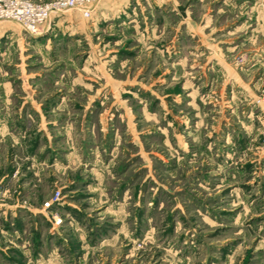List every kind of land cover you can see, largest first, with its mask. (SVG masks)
Masks as SVG:
<instances>
[{
    "label": "rangeland",
    "instance_id": "1",
    "mask_svg": "<svg viewBox=\"0 0 264 264\" xmlns=\"http://www.w3.org/2000/svg\"><path fill=\"white\" fill-rule=\"evenodd\" d=\"M187 3L0 57L7 104L75 149L35 207L11 187L0 264H264V6Z\"/></svg>",
    "mask_w": 264,
    "mask_h": 264
},
{
    "label": "crops",
    "instance_id": "2",
    "mask_svg": "<svg viewBox=\"0 0 264 264\" xmlns=\"http://www.w3.org/2000/svg\"><path fill=\"white\" fill-rule=\"evenodd\" d=\"M216 1L217 12H233L235 6L244 10L247 4L246 0ZM262 6L264 0H258L254 8L261 12ZM192 7L193 4L187 3V0H97L90 16L82 15L77 9L68 10V18H59L62 13H53L44 24L42 31L37 34L27 33L16 22L6 20L0 22V57L3 60L9 58L10 52H6V49L9 50L12 42H15L13 47H19L24 55L29 47H39L38 45L43 44L40 46L41 49L53 38V32L58 28L65 27L68 31L66 36L82 34V37L87 38L90 37L89 34L93 29L107 24L111 27L117 26L123 18L131 15L133 19L138 18V14L144 10L150 13H154V10L169 11L176 14L180 22H184L190 18ZM187 23L190 21H186V26ZM61 33V36L65 34L64 31ZM6 36L11 38L7 43L9 46H6ZM26 95L24 99L27 98ZM0 97L2 102L0 104V189L3 191L0 192V204L2 203L0 217L4 218L13 215L10 208L16 205L10 193L13 185V188L28 197L31 206L35 207L32 201L40 197L38 192L43 177L47 176L53 181L56 179L53 175L58 176L60 170L62 173L66 172L74 162L75 149L67 144L63 156H59L60 142L56 138L57 132L52 130L53 125L51 124V128L48 127L49 120L43 113L44 104H7L6 94L0 93ZM70 142L72 143V138L66 137L65 143ZM13 172L15 175L12 177ZM7 180L9 183H6ZM30 211L35 210L30 208Z\"/></svg>",
    "mask_w": 264,
    "mask_h": 264
},
{
    "label": "built area",
    "instance_id": "3",
    "mask_svg": "<svg viewBox=\"0 0 264 264\" xmlns=\"http://www.w3.org/2000/svg\"><path fill=\"white\" fill-rule=\"evenodd\" d=\"M97 0H48L37 2L33 0H0V20H13L21 26L23 31L37 34L42 31L44 24L53 13H60L70 9L79 10L82 15L90 16ZM59 190L45 205H49L58 198Z\"/></svg>",
    "mask_w": 264,
    "mask_h": 264
}]
</instances>
